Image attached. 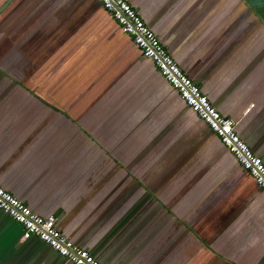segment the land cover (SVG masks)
Returning <instances> with one entry per match:
<instances>
[{
	"label": "crops",
	"instance_id": "1",
	"mask_svg": "<svg viewBox=\"0 0 264 264\" xmlns=\"http://www.w3.org/2000/svg\"><path fill=\"white\" fill-rule=\"evenodd\" d=\"M127 1L264 163V0ZM0 186L102 264H264V193L97 0H0ZM0 264L73 263L0 210Z\"/></svg>",
	"mask_w": 264,
	"mask_h": 264
},
{
	"label": "built area",
	"instance_id": "2",
	"mask_svg": "<svg viewBox=\"0 0 264 264\" xmlns=\"http://www.w3.org/2000/svg\"><path fill=\"white\" fill-rule=\"evenodd\" d=\"M111 15L121 32L130 36L143 58L150 59L164 80L185 104L218 137L226 150L264 193V163L249 149L234 129L235 122L221 115L168 54L165 46L143 22L127 0H97ZM0 210L21 228V238L36 237L73 264H102L59 229L56 216L39 215L0 186Z\"/></svg>",
	"mask_w": 264,
	"mask_h": 264
},
{
	"label": "water",
	"instance_id": "3",
	"mask_svg": "<svg viewBox=\"0 0 264 264\" xmlns=\"http://www.w3.org/2000/svg\"><path fill=\"white\" fill-rule=\"evenodd\" d=\"M3 6H5V4H3ZM184 102V101H183ZM217 137V136H216ZM218 138V137H217ZM222 144V143H221Z\"/></svg>",
	"mask_w": 264,
	"mask_h": 264
},
{
	"label": "trees",
	"instance_id": "4",
	"mask_svg": "<svg viewBox=\"0 0 264 264\" xmlns=\"http://www.w3.org/2000/svg\"><path fill=\"white\" fill-rule=\"evenodd\" d=\"M64 258V257H63Z\"/></svg>",
	"mask_w": 264,
	"mask_h": 264
}]
</instances>
